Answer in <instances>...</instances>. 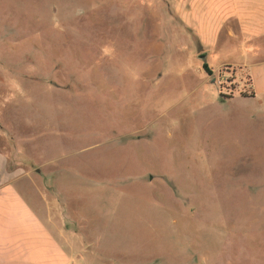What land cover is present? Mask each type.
<instances>
[{"label": "rangeland", "instance_id": "374dc122", "mask_svg": "<svg viewBox=\"0 0 264 264\" xmlns=\"http://www.w3.org/2000/svg\"><path fill=\"white\" fill-rule=\"evenodd\" d=\"M174 1L0 0V150L123 263L264 264V103L215 71L264 40L202 62Z\"/></svg>", "mask_w": 264, "mask_h": 264}, {"label": "crops", "instance_id": "0c3cea01", "mask_svg": "<svg viewBox=\"0 0 264 264\" xmlns=\"http://www.w3.org/2000/svg\"><path fill=\"white\" fill-rule=\"evenodd\" d=\"M174 4L179 25L199 38L207 60L222 37L227 46L245 54L258 50L264 40V0H175ZM260 49L256 60L228 62L215 71L224 66L246 71L253 100L259 97L263 104L264 48ZM32 176L10 171L8 157L0 150V264H126L117 258L124 256L118 250V254L99 252V242L88 243L78 233H67L57 222L60 208L50 204Z\"/></svg>", "mask_w": 264, "mask_h": 264}, {"label": "trees", "instance_id": "16d2710c", "mask_svg": "<svg viewBox=\"0 0 264 264\" xmlns=\"http://www.w3.org/2000/svg\"><path fill=\"white\" fill-rule=\"evenodd\" d=\"M205 70L211 74L212 72L207 68V66L205 65ZM224 99H231L232 97H227L226 95H221ZM242 97L243 98H254V93L251 92V93H242Z\"/></svg>", "mask_w": 264, "mask_h": 264}, {"label": "water", "instance_id": "95a60500", "mask_svg": "<svg viewBox=\"0 0 264 264\" xmlns=\"http://www.w3.org/2000/svg\"><path fill=\"white\" fill-rule=\"evenodd\" d=\"M207 57H208V54L207 53H203L201 55H199L198 59L202 62L206 61L207 60Z\"/></svg>", "mask_w": 264, "mask_h": 264}]
</instances>
